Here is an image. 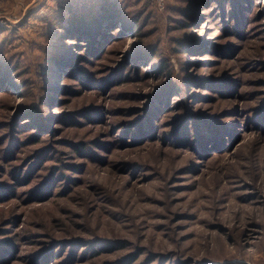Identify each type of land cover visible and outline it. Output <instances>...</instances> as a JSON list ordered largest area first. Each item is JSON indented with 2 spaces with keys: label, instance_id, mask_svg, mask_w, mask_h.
Masks as SVG:
<instances>
[{
  "label": "rangeland",
  "instance_id": "rangeland-1",
  "mask_svg": "<svg viewBox=\"0 0 264 264\" xmlns=\"http://www.w3.org/2000/svg\"><path fill=\"white\" fill-rule=\"evenodd\" d=\"M0 264H264V0H0Z\"/></svg>",
  "mask_w": 264,
  "mask_h": 264
},
{
  "label": "trees",
  "instance_id": "trees-1",
  "mask_svg": "<svg viewBox=\"0 0 264 264\" xmlns=\"http://www.w3.org/2000/svg\"><path fill=\"white\" fill-rule=\"evenodd\" d=\"M108 13V9L107 10H104L103 14H107Z\"/></svg>",
  "mask_w": 264,
  "mask_h": 264
}]
</instances>
